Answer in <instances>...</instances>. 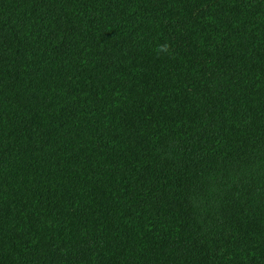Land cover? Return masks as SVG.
Masks as SVG:
<instances>
[{
	"label": "trees",
	"instance_id": "16d2710c",
	"mask_svg": "<svg viewBox=\"0 0 264 264\" xmlns=\"http://www.w3.org/2000/svg\"><path fill=\"white\" fill-rule=\"evenodd\" d=\"M0 264H264V0H0Z\"/></svg>",
	"mask_w": 264,
	"mask_h": 264
}]
</instances>
